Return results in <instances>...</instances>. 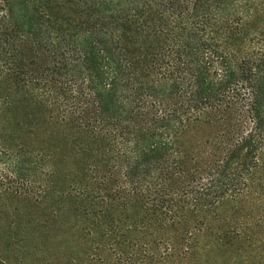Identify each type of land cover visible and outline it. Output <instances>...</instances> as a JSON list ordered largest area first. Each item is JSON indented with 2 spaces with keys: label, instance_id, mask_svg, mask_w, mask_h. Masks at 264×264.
<instances>
[{
  "label": "trees",
  "instance_id": "1",
  "mask_svg": "<svg viewBox=\"0 0 264 264\" xmlns=\"http://www.w3.org/2000/svg\"><path fill=\"white\" fill-rule=\"evenodd\" d=\"M0 155L68 264H264V0H0Z\"/></svg>",
  "mask_w": 264,
  "mask_h": 264
},
{
  "label": "rangeland",
  "instance_id": "2",
  "mask_svg": "<svg viewBox=\"0 0 264 264\" xmlns=\"http://www.w3.org/2000/svg\"><path fill=\"white\" fill-rule=\"evenodd\" d=\"M9 161L0 155V231L11 230L15 239L12 242L5 234L0 235V264H45L47 260L51 264H68V244L60 243L53 234L21 239L29 215L41 214L37 207V179L25 171L8 169ZM40 246L53 251L46 253Z\"/></svg>",
  "mask_w": 264,
  "mask_h": 264
}]
</instances>
